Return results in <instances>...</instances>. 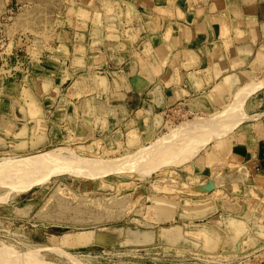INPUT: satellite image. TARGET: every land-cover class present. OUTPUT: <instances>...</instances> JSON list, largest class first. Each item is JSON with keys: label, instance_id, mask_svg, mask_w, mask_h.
<instances>
[{"label": "rangeland", "instance_id": "1", "mask_svg": "<svg viewBox=\"0 0 264 264\" xmlns=\"http://www.w3.org/2000/svg\"><path fill=\"white\" fill-rule=\"evenodd\" d=\"M235 3L202 2L210 14ZM176 9H160L158 0H0V264H264V189L239 157L219 163L209 148L264 116L259 30L241 36L254 43L231 52L242 44L236 24L217 27L221 60L238 63L232 74H239L222 88L216 80L228 74L218 60L208 80L207 60L185 67L173 61L180 75L204 86L210 80L209 108L173 110L149 145L126 149L88 133L86 71L116 63L108 45L120 40L138 49L154 41L151 52L166 65L180 3ZM25 47H32L28 55ZM21 160L27 163L13 169ZM174 228L179 232L169 233Z\"/></svg>", "mask_w": 264, "mask_h": 264}, {"label": "crops", "instance_id": "2", "mask_svg": "<svg viewBox=\"0 0 264 264\" xmlns=\"http://www.w3.org/2000/svg\"><path fill=\"white\" fill-rule=\"evenodd\" d=\"M227 1L218 0L224 4ZM202 2L203 0H158L159 8L168 12H177L176 7L180 3V19H177L179 25L174 27L178 32L176 38L170 41L174 50L166 65H161L157 55L153 56L151 51L156 50L154 41L152 45L147 40L138 49L132 41L120 40L108 45L115 53L118 60L116 63L106 62L102 67H91L94 70L89 73L86 71L88 133L91 138L105 140L121 148L137 149L155 140L167 126V117L173 110L180 109L184 104L190 110L191 105L196 107L200 104V108H209L207 91L214 89L209 84L210 80L204 86L201 80L198 81V77L180 75L173 61L177 62L176 66L185 67L207 60L210 67L205 73V79L208 80L210 74L215 76V69L209 70L218 60L220 73L228 76L222 81L220 77L217 78V83L221 82L216 86L217 89L222 88L227 80L231 83L236 80L239 74H232L236 71L232 68L238 63H229L225 67L227 64L222 61L226 57L225 43L223 35L216 29L223 23L236 24L234 28L239 33L242 44L232 48L230 46L231 52L254 43L243 42L241 36L245 38L253 30L264 34V0H236L232 10L224 5V11L217 10L211 14L209 6ZM234 13L239 15L240 23L236 21ZM215 19H218L217 24ZM21 45L22 43L19 44ZM22 50L28 55L32 47ZM209 148L212 157L219 163L229 164L236 161L235 157H239V165L250 176L253 184L264 189V116L242 123L227 137L210 144ZM169 209V205L168 208L162 207V210L159 208L162 211L161 217L163 214L169 219ZM204 210L190 213L197 215ZM232 229L238 234L243 232L240 228ZM178 232V228H174L169 233Z\"/></svg>", "mask_w": 264, "mask_h": 264}, {"label": "bare ground", "instance_id": "3", "mask_svg": "<svg viewBox=\"0 0 264 264\" xmlns=\"http://www.w3.org/2000/svg\"><path fill=\"white\" fill-rule=\"evenodd\" d=\"M232 107H233V106H232ZM235 107H236V106H235ZM235 107H234V108H235ZM235 109H236V108H235ZM227 110H228V108H227ZM227 110H226V111H227ZM229 110H230V109H229ZM234 111H235V110H234ZM224 114H225V112H224ZM226 114H227V113H226ZM198 125H199V124H198ZM199 126H200V125H199ZM199 126H198V127H199ZM201 127H202V125H201L199 128H201ZM54 154H55L56 157L60 155L59 158H61V156H62L60 153H57V154L54 153ZM52 155H53V154H51V155L49 154L48 156H46V157H48V160H49V158H50V160H51V157H52V158L54 157V156H52ZM49 156H51V157H49ZM46 157H45V158H46ZM56 157H55L56 160H57V159L60 160L58 157H57V158H56ZM62 157H64V156H62ZM29 159H30V160H29ZM29 159H28V160H29L28 162H29L30 165H29V164H28L29 166H28L27 164H26V165H27L28 167H31V164H33V162H32V160H31V158H29ZM32 159L36 161L37 158H36V159H35V158H32ZM43 159H44V158H43ZM62 159H63V158H62ZM25 160L27 161V159H25ZM38 160H39V159H38ZM38 160H37V161H38ZM46 160H47V158H46ZM48 160H47V161H48ZM50 160H49V161H50ZM56 160H55V161H56ZM21 161H22V160H21ZM26 161L24 162V160H23V161L21 162V164L18 163V164H17L18 166H16V164L14 163V164H13V167H14L13 169H15L16 167H18V169H19L20 167H22L23 163H24V164L27 163ZM43 161H44V160H43ZM52 161H53V160H52ZM52 161H51V162H52ZM17 162H18V161H17ZM17 162H16V163H17ZM30 162H31V163H30ZM38 162H42V161L39 160ZM51 162H50V163L47 162V163L51 165ZM53 162H54V161H53ZM53 162H52V163H53ZM63 162H65L64 159H63ZM63 162H62V163H63ZM36 163H37V162H35L34 165H32V166L39 167L40 164L38 163V166H37ZM47 163H46V161H45V163L42 162L43 165H44V164L46 165ZM54 163H55V162H54ZM57 163L60 164L61 162H58V161H57ZM57 163H56V164H57ZM65 163H66V162H65ZM67 163H68V165L71 166V164H70L69 162H67ZM67 163H66V165H67ZM35 164H36V165H35ZM63 164H64V163H63ZM14 165H15V166H14ZM43 165H42V166H43ZM50 165H49V167H50ZM52 165L55 166L54 164H52ZM52 165H51V167H52ZM68 165H67V166H68ZM76 165H77V164H76ZM27 166H24V167H27ZM42 166H41V167H42ZM56 166H57V165H56ZM62 166H63V165H62ZM62 166H61V167H62ZM78 166H79V165H78ZM78 166H76V167H78ZM0 167H1V166H0ZM2 167H3V166H2ZM24 167H23V169H24ZM46 167H47V165H46ZM57 167H59V166H57ZM3 168H4V167H3ZM3 168H2V169H3ZM5 168H7V167H5ZM10 168H12V167H10ZM31 168H33V167H31ZM39 168H40V167H39ZM65 168H66V167H65ZM73 168H74V164H73ZM13 169H11V170H13ZM41 169H42V168H41ZM50 169H51V168H50ZM55 169H56V168H55ZM57 169H58V168H57ZM62 169H63V168H62ZM70 169H71V168H70ZM81 169H82V167H81ZM26 170H27V169H26ZM59 170H60V169H59ZM74 170H75V169H74ZM93 170H94V169H93ZM0 171H2V170H0ZM4 171H5V169H4ZM50 171L52 172V169H51ZM54 171H55V170H54ZM54 171H53V172H54ZM56 171L58 172V170H56ZM78 171H79V170H78ZM113 171H114V170H113ZM10 172H11V171H10ZM23 172H24V171H23ZM41 172H42V171H41ZM67 172H68V171H67ZM71 172H73V171H71ZM75 172H77V171H75ZM85 172H86V171H85ZM92 172H94V171H92ZM99 172H100V171H99ZM111 172H112V171H111ZM5 173H6V172H5ZM78 173H79V172H78ZM86 173H87V172H86ZM3 174H4V173H3ZM58 174H60V173H58ZM83 174H84V173H83ZM95 174H96V173H95ZM53 175H55V174H53ZM91 175H92V174H91ZM87 177H88V176H87ZM157 203H159V205H157V207H159L161 210H162V207H164V208H168V205L164 204V203L161 202V201H160V202H157Z\"/></svg>", "mask_w": 264, "mask_h": 264}]
</instances>
